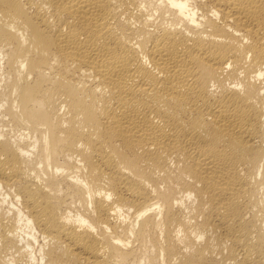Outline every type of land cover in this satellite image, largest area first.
<instances>
[{
	"label": "bare ground",
	"instance_id": "bare-ground-1",
	"mask_svg": "<svg viewBox=\"0 0 264 264\" xmlns=\"http://www.w3.org/2000/svg\"><path fill=\"white\" fill-rule=\"evenodd\" d=\"M0 264H264V0H0Z\"/></svg>",
	"mask_w": 264,
	"mask_h": 264
}]
</instances>
